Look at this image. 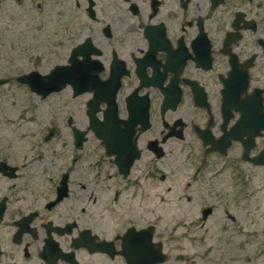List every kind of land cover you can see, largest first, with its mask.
Returning a JSON list of instances; mask_svg holds the SVG:
<instances>
[{
  "label": "flooded vegetation",
  "instance_id": "af4514ba",
  "mask_svg": "<svg viewBox=\"0 0 264 264\" xmlns=\"http://www.w3.org/2000/svg\"><path fill=\"white\" fill-rule=\"evenodd\" d=\"M11 9L55 28L56 63L25 74L97 82L41 97L7 79L61 101L40 143L18 138L34 105L0 136V264H158L159 246L166 263L168 232L211 216L219 250L264 264V0H0ZM158 205L180 221L158 231Z\"/></svg>",
  "mask_w": 264,
  "mask_h": 264
},
{
  "label": "rangeland",
  "instance_id": "374dc122",
  "mask_svg": "<svg viewBox=\"0 0 264 264\" xmlns=\"http://www.w3.org/2000/svg\"><path fill=\"white\" fill-rule=\"evenodd\" d=\"M30 10L32 13H30ZM2 13V12H0ZM6 16L0 14V80L17 77L29 72L35 67L37 60L40 73L48 71L56 59L51 56L52 47L49 40L55 30L51 21L40 22L35 20L39 13L34 9L5 10ZM61 97L52 96L46 101H37L27 89L18 86L12 81L0 86V136L9 139L11 132L15 136L24 133L27 128V110L31 105L37 108L38 123L29 135L18 136L19 139L28 138L34 143L42 141L41 128L47 124L44 117L60 106ZM21 124V125H20ZM211 205L210 201H206ZM172 205H158L155 207L157 226L165 230L177 221L171 214ZM259 214L263 215L259 211ZM217 217H208L205 225L200 229L168 232L174 239L165 247L168 261L164 264H235L236 258L230 257V252L219 250L217 234L222 235L218 227ZM261 221L259 224H263ZM186 233V235H185ZM222 246V243H221ZM258 246H262L258 245ZM224 248V246H222ZM178 256L183 261H177Z\"/></svg>",
  "mask_w": 264,
  "mask_h": 264
},
{
  "label": "water",
  "instance_id": "95a60500",
  "mask_svg": "<svg viewBox=\"0 0 264 264\" xmlns=\"http://www.w3.org/2000/svg\"><path fill=\"white\" fill-rule=\"evenodd\" d=\"M75 68L71 67H53L48 74L41 75L38 72H30L25 75H20L16 78V82L27 86L28 89L35 95L46 97L50 93L61 92L65 86H69L75 95L83 93L88 87L95 85L92 79L85 78V76L74 73ZM9 83L7 79L0 80V86ZM205 211L203 218L205 219L209 214ZM158 259L154 262L162 264L165 262V256L162 249L158 248Z\"/></svg>",
  "mask_w": 264,
  "mask_h": 264
}]
</instances>
